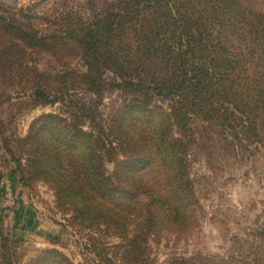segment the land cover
Masks as SVG:
<instances>
[{
  "label": "rangeland",
  "instance_id": "rangeland-1",
  "mask_svg": "<svg viewBox=\"0 0 264 264\" xmlns=\"http://www.w3.org/2000/svg\"><path fill=\"white\" fill-rule=\"evenodd\" d=\"M117 1L0 0V264H134L129 247L139 243L145 264H264V128L235 135L196 117L170 119L187 147L193 197L183 227L147 235L97 225L83 205L74 213L34 167L30 138L43 117L76 116L88 132L93 116L116 120L128 100L118 89L94 94L80 50L67 43L68 27ZM242 1L264 15V0ZM153 111L167 116L168 104L156 100ZM124 156L106 163L109 178L129 162ZM144 175L162 188L156 168Z\"/></svg>",
  "mask_w": 264,
  "mask_h": 264
},
{
  "label": "trees",
  "instance_id": "trees-1",
  "mask_svg": "<svg viewBox=\"0 0 264 264\" xmlns=\"http://www.w3.org/2000/svg\"><path fill=\"white\" fill-rule=\"evenodd\" d=\"M67 30L88 88L118 89L128 100L116 120L93 116L88 132L76 116L43 117L30 138L34 167L97 225H135L143 235L183 227L193 190L187 147L170 119L196 117L235 135L264 128V66L255 61L264 58V15L242 0H119ZM156 100L168 104L167 116L154 113ZM118 151L129 162L112 179L106 163ZM150 168L161 189L146 183ZM141 244L129 247L131 263L145 264Z\"/></svg>",
  "mask_w": 264,
  "mask_h": 264
}]
</instances>
